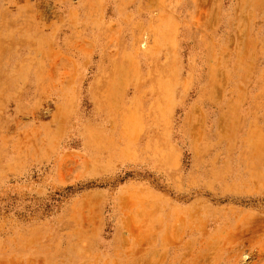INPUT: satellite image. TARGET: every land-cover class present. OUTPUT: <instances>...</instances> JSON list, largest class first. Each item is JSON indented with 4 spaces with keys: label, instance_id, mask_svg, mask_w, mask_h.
<instances>
[{
    "label": "rangeland",
    "instance_id": "rangeland-1",
    "mask_svg": "<svg viewBox=\"0 0 264 264\" xmlns=\"http://www.w3.org/2000/svg\"><path fill=\"white\" fill-rule=\"evenodd\" d=\"M0 264H264V0H0Z\"/></svg>",
    "mask_w": 264,
    "mask_h": 264
}]
</instances>
